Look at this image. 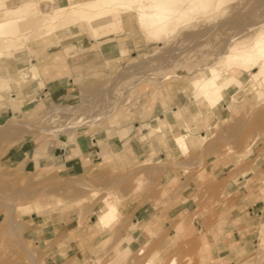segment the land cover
Here are the masks:
<instances>
[{
    "label": "rangeland",
    "instance_id": "1",
    "mask_svg": "<svg viewBox=\"0 0 264 264\" xmlns=\"http://www.w3.org/2000/svg\"><path fill=\"white\" fill-rule=\"evenodd\" d=\"M75 1L0 0V19L33 15L0 32L4 56L19 52L28 69L31 62L40 63V54L60 48L64 52L61 62L46 59L34 72L36 78L31 72L27 82L13 81V95L9 87L0 97V264H96L99 255L125 246L132 252L124 264H170L171 259L172 264H233V256L234 264H264L262 219H257L261 221H256L241 255L232 247L234 253L223 256L224 247L215 245L224 228L234 224L229 221L233 199L223 191L226 180L251 170L247 183L263 178L264 70L249 80L258 63L248 67V53H236L252 52L251 46L264 40V0H223L195 21L155 35L131 18L128 24L114 25L111 31L116 33L99 38L70 16ZM19 2L29 12L13 15L9 7ZM59 5L65 6L54 12ZM54 16L55 29L66 35L49 50L46 43L52 37L44 30ZM210 65L229 72V102L221 100L204 119L194 113L197 120L191 128L185 124L190 128L187 151L170 155L171 135L154 131V123L171 109L181 116L187 103L189 111L194 103L201 113L210 110L188 98L193 94L190 80ZM34 83L37 87L31 88ZM177 97L185 99L177 104ZM180 121L176 132L186 133ZM160 127L167 131L165 121ZM121 128H126L129 144L147 146V156L134 160L131 152L124 154L121 143L113 142L118 145L111 163H99L82 174L37 164L25 168L26 159L40 155L50 143H71L84 135L100 142L115 140ZM141 133L146 134L142 140ZM212 165L221 167L225 177L213 179L207 172ZM106 202L117 206L118 218L100 234L103 238L85 237L83 231ZM171 203L178 206L173 217L168 216ZM127 208L132 209L123 212ZM33 220H49L53 238L31 236L27 231ZM138 220L134 231L130 225ZM58 222L77 230L58 231ZM149 222L153 224L146 231ZM126 233L141 236L128 244L120 241ZM64 240L70 243L66 249ZM99 240L105 243L101 253Z\"/></svg>",
    "mask_w": 264,
    "mask_h": 264
},
{
    "label": "crops",
    "instance_id": "2",
    "mask_svg": "<svg viewBox=\"0 0 264 264\" xmlns=\"http://www.w3.org/2000/svg\"><path fill=\"white\" fill-rule=\"evenodd\" d=\"M9 8H10L9 10L13 12V15H16L22 12L28 13L29 12L28 9L30 7L28 5H23V3H20ZM113 32L116 33V31ZM113 32L111 31V33ZM55 40L54 38H51V41L46 43V46L49 48V50L55 46L60 45L57 43V40L56 41ZM123 48L124 47H120V49ZM39 50L40 48L36 49V51ZM61 53L63 52L60 48L52 53L47 52L40 54L38 55L39 56L38 62L40 63L31 62L30 64L31 66H29L28 69H25L23 67L24 59H22L23 57L20 56L19 52L15 53V51H13V53L8 56H4V55L0 56V93H1L0 97H2V94H4L9 87H11V92H12L11 95H13V81L14 83L16 82L17 84H22L27 82L29 76L26 77V75H30L31 72L38 73L39 67L45 66L44 61L46 59H49L53 62H61L62 59ZM72 56L74 55H70L69 57ZM13 62L17 64L16 65L17 68L16 70H14V75H13ZM23 74L25 78L21 77L23 76ZM17 77H20V80H15L17 79ZM23 78L26 80H23ZM54 79L48 80L45 88H48L47 86ZM35 82L37 83V81ZM36 83H34V85H32L31 88L37 87V85H35ZM13 100L14 99H12V102L10 101L9 104L13 105ZM1 106H2V101L0 100V110L2 109ZM9 107L10 105H8V108ZM182 108H184L183 110H185V113L181 114V116H179L177 110L173 111L171 109L167 117L165 116L164 118L158 119L159 125H162L163 121H165V125L168 127L167 131L160 130L159 132H161L160 135H162L163 137H165V134H169L171 135V138L177 134H184L188 145L187 136L189 135V133L187 132L190 131L192 125L191 123H193V121L197 119L194 116L195 107L192 108L191 111H189L188 103H187ZM198 110L199 112H201L199 108ZM187 114L188 116H186ZM185 116L188 118H186ZM180 119H181L180 125L183 126V130L186 131V133L176 132V126H177L176 120H180ZM185 124H190V128H187ZM117 133L118 134L115 136V140H113L114 137H110L109 141L106 140L105 142L98 141V138L96 136L90 135V137H87V135H84L82 137L75 139L71 143L68 142L66 144H63L61 143L62 141L50 143L47 145L45 150L40 155L34 156V154H31L30 158H27L25 161V168L27 166H31V168L34 169L37 164L39 166H47L51 169L56 170L58 173H64L67 175L82 174L87 170V168L95 166L99 163H104L106 165L111 163L110 161V158L112 156L111 154H113L114 152H112L110 147L108 146L110 142L121 143L122 144L121 150L124 152V154H128V152L129 153L131 152V156L134 160H140L142 157L147 156V152H146L147 146L143 147L142 145H139L138 147H134L131 144H129L131 138L129 135H126L127 134L126 128L119 129ZM141 134L142 136H139L140 140L144 139L146 135L145 133H141ZM120 138L122 140H119ZM130 148L131 151H128ZM118 151L120 152V150ZM168 151L171 155L172 152L170 151L169 148ZM162 152L163 151L160 150L159 155L163 154ZM120 156L124 157V155H120ZM207 172L215 180H220L226 175L225 174L226 172H224V170L221 167L213 166V165L207 169ZM252 174L253 171L251 170L249 172H246L245 176L241 174L233 175L229 177L226 180L225 184L223 185V191L225 192V194L231 195L233 199V209L230 210L229 217L231 218L229 219V221H234V224L232 226H228L224 228L223 233H220L219 235L218 242L215 243V245H217L218 248L219 246L224 247L223 251H225L226 253H224L223 256L231 255V253H234L232 247L233 249L234 248L236 249V252H238L239 255L246 252L248 248V240L251 239V237L253 236L252 235L253 232H255V229H253V227L256 225L257 223L256 221H258L257 219H262L264 221V171L261 173L263 178H261L259 182L250 181L249 183H247V180L252 177ZM262 190H263V196H261ZM177 208H178L177 204L171 203L168 216L169 217L175 216L177 214ZM131 209L132 208H127L123 212L128 213L129 211H131ZM133 223L135 225L132 229H134V231H137L140 222L138 220L137 222H133ZM28 224H30L28 227L30 229L27 232H29L31 236H36V237L43 236V238L48 237L50 239L53 238V235H55L54 225H51L49 220H45L41 222L37 220H33L30 221ZM152 224H153L152 222L145 224L144 225L145 230L147 231V229L150 228L149 226H152ZM175 227L176 229H178V223L175 225ZM56 228L58 231H61V229L62 230L71 229L74 231L77 230V228L68 227V226L66 227L64 224L62 225V222H58ZM137 233L135 236L133 235L134 238L141 236L138 235ZM100 234L101 231H99V228L97 226V217H96V220L83 231V235L85 237L90 236L92 239L96 237L103 238L104 234L101 236ZM121 238H122L120 240L121 242L128 241L127 234L122 235ZM61 244L64 247V249H66V245H70V243L66 242L65 240ZM98 245L102 247L99 252L101 253L102 250L104 249L103 245H105V243L99 240ZM59 252L60 251H58L56 254H59ZM96 255H98V253ZM235 259L236 257L234 256L231 258L233 264L235 263Z\"/></svg>",
    "mask_w": 264,
    "mask_h": 264
},
{
    "label": "bare ground",
    "instance_id": "3",
    "mask_svg": "<svg viewBox=\"0 0 264 264\" xmlns=\"http://www.w3.org/2000/svg\"><path fill=\"white\" fill-rule=\"evenodd\" d=\"M39 1L41 0H36V3ZM221 1L223 0H78L70 4V16L76 22H84L92 37L99 38L101 35L111 32L114 25L128 24L131 18H135L137 24L147 25V27L150 28L149 34L155 35L161 29H173L185 25L188 22L195 21L201 14L208 12L209 9L218 7ZM18 4H20V2ZM64 6L65 5L56 6L53 8V11H60ZM77 7L83 8L85 11H77ZM32 16L33 15H17L7 19H0V32L11 23L15 24L17 21L26 20ZM55 21L56 19L54 16L51 18L48 28L44 30V34H49L54 40L56 39L59 41L65 37L66 33L55 29V23L57 22ZM251 47L253 49L252 52H250L248 48L243 52L238 51L236 53L239 56L243 53H248V58L250 60V65H247L248 67H252L258 63V67H256L257 70H253L249 73V80L254 79L259 71L264 70V40L256 41ZM0 56H3L1 51ZM245 61V59L241 58L240 64L247 68ZM41 67L39 68L41 69ZM200 69L202 70L199 75L190 80L193 94L189 95L188 98L193 99L194 102L196 101L200 104H204L206 108H210L206 113H201L196 103H194V109L196 110L194 113H198L200 119H204V117H209L215 113L213 108H216V105L219 104L221 100L225 99L229 102L226 85L229 83L230 76L225 68L222 70L210 65ZM31 74V77H35L34 72ZM21 77H24V75ZM24 78L23 80H25ZM176 99L177 104H181L185 98L182 99V101L179 97ZM153 127L157 131L161 130L158 120L154 123ZM117 145L116 143L110 142L108 146L112 151L117 148ZM169 149L172 154H181L187 151L185 136L183 134L174 135ZM105 205L106 206L97 214V226L101 233L107 231L118 218L117 206L108 202H106ZM134 225V223L131 224V228H133ZM126 234L129 241V243L128 241L127 243L132 244V241L135 239L133 234ZM142 250L143 249H140L139 251L141 252ZM131 252L128 246L115 248L110 252L99 255L96 264H124L131 256L129 255ZM172 262L173 259H171L170 264H172ZM145 264H149V262L146 261Z\"/></svg>",
    "mask_w": 264,
    "mask_h": 264
}]
</instances>
